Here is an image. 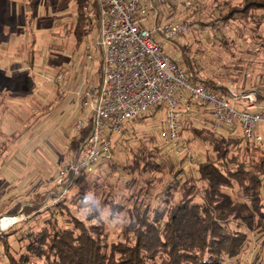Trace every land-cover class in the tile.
I'll return each mask as SVG.
<instances>
[{
	"label": "rangeland",
	"instance_id": "rangeland-1",
	"mask_svg": "<svg viewBox=\"0 0 264 264\" xmlns=\"http://www.w3.org/2000/svg\"><path fill=\"white\" fill-rule=\"evenodd\" d=\"M241 1L169 0L163 6L165 16L162 21H189L193 26L185 35L170 42L165 50L173 54L183 67L186 65L180 57L184 53L202 81H212L215 86L234 82L239 90L257 89L263 100L258 101L264 106V10L256 11V19L248 23L238 20L223 27L217 21L227 13L228 7ZM29 3L31 0H0V218L11 216L10 212L19 206L39 203L42 210H47L46 206L52 204L51 193L57 192L52 182L60 168L72 158L75 153L72 142L79 137L75 131L76 124L74 130L71 126L74 119L69 115L65 118V127L71 132L64 131L61 137L52 134V112H58L63 103L58 92V89L62 91L58 84L59 74L64 75L65 87L76 85V89L83 90L86 84L91 83L92 88L99 84L97 68L100 62L101 68L103 62L95 45L96 29L91 30L86 44L76 45L73 35L77 17L75 0H41L32 35L26 26L30 20ZM86 11L89 12L88 9ZM32 47L36 53L34 70L29 65L28 51ZM26 78L32 83L34 78V83L39 86L37 91L34 84L30 89L21 88ZM74 93V100L78 102L82 98L81 92L76 90ZM66 101L64 96V105ZM183 109L181 106V143L187 146L188 151L178 155V159L170 153L166 134L167 106L163 105L149 111L146 118L127 123V131L114 138L112 162L102 164L99 169L95 165L91 167L86 172L83 189L75 187L65 196L63 201L71 202L74 215L81 211L94 218L90 223L94 229L99 225L104 230L102 236L106 248L117 239L126 237L122 231L123 225L133 218L130 212L154 204L149 193L160 191L164 183L172 179L171 174L180 170L181 160L187 154H191L192 161L184 170L183 180L187 179L190 169L206 160L208 154L218 157L213 143L204 144L194 135V129L201 128L204 120L210 123V114L194 104L190 112L184 113ZM13 134L18 136L16 140ZM149 153L165 169L153 175H141L140 172L131 175L128 168L135 165V156ZM62 157L65 160L61 164ZM223 192L237 203L250 204L237 186L224 188ZM63 201L55 200L48 206L50 212L43 213L42 221L53 213L65 229L71 214L65 209L64 217L60 216L61 208L57 205ZM117 202L122 204L123 211L112 217L111 206ZM22 210L16 215L20 221L0 233V239L9 235L16 259L26 252L27 240L23 236L30 228L23 225L28 217L22 214ZM256 221L260 224L258 229H244L248 239L243 252L236 259H226L225 264H264V218L257 217ZM33 224L34 221L30 223L31 226ZM32 261L45 264L44 260L35 257ZM0 264H9L2 245Z\"/></svg>",
	"mask_w": 264,
	"mask_h": 264
},
{
	"label": "trees",
	"instance_id": "trees-1",
	"mask_svg": "<svg viewBox=\"0 0 264 264\" xmlns=\"http://www.w3.org/2000/svg\"><path fill=\"white\" fill-rule=\"evenodd\" d=\"M40 1L31 0L28 5L29 32L36 19ZM75 3L77 18L73 35L77 47H80L88 42L91 30L99 25L101 6L97 0H75ZM164 9L161 8L159 22L165 16ZM258 10H264V0H242L236 6L228 7L227 13L218 17L217 21L223 27L238 20L248 23L256 19ZM28 52L29 65L34 68L36 53L33 47ZM180 58L185 63L184 68L189 76L197 82L208 83L219 92L212 81L198 79L192 61L184 53ZM98 75L101 79V68ZM32 85L26 78L21 88H32ZM251 90H256L259 100L263 101L260 98L261 92ZM188 104L192 105L193 102L188 101L186 105ZM143 118L146 116L138 119ZM211 121V117L210 123L204 120L201 128L194 129V135L204 144L213 143L218 157L208 154L204 162H200L192 170L189 168L191 172L183 180V175L186 174L184 170L192 161L191 154H187L181 160L180 170L171 174L172 179L165 182L160 191L149 193L154 204L146 205L142 210L137 209L134 213L130 212L133 218H129L128 223L123 225L125 228L122 231L127 238H119L106 248L103 244L105 238L102 236L104 230L99 225H94V229L93 224H90L94 218L81 211L79 215H74L70 201L57 205L61 208L60 216L64 217L65 209L71 214L65 229L53 213L46 221H42L43 213L50 210H42L41 204L19 206L10 214L16 216L23 209L22 214L28 217L23 220V225H29L30 228L22 237L27 240L26 252L16 259L9 235H5L0 239V245L8 263L40 264L32 261V257H35L44 260L45 264H225L226 259L238 258L248 239L244 229H258L260 224L256 218H264V148L248 142L239 124L214 132L210 127ZM126 131L125 127L124 132ZM88 133L89 129L84 130L72 142L75 152L72 157L76 156L80 142L87 138ZM12 136H15V140L18 137L14 134ZM154 158L150 153L146 156L136 155L135 165L127 167L129 173L134 176L137 172L141 175L162 172L165 168L157 164ZM111 162L112 160L99 162L94 167L99 169L102 164ZM86 172L76 180L70 191L75 187L83 189ZM236 186L242 196L250 200V204L237 203L223 192L224 188L232 189ZM121 211L123 206L120 202L111 206L112 217ZM33 213L35 215L32 217ZM32 221L35 224L31 226Z\"/></svg>",
	"mask_w": 264,
	"mask_h": 264
},
{
	"label": "built area",
	"instance_id": "built-area-1",
	"mask_svg": "<svg viewBox=\"0 0 264 264\" xmlns=\"http://www.w3.org/2000/svg\"><path fill=\"white\" fill-rule=\"evenodd\" d=\"M97 1L101 17L95 45L102 51V81L85 94L83 106L89 113L76 123L75 131L80 134L89 129V133L53 181L57 192L51 193V205L63 201L84 172L113 159L114 138L123 134L127 123L163 105L167 106L170 153L176 157L188 151L181 143L180 113L181 106L184 113L192 111L188 101L211 115L214 132L239 124L248 142L264 148V106L256 90H239L231 82L218 84V92L208 83L195 81L165 50L193 26L189 21L159 22L161 8L169 0ZM19 218L2 216L0 233L15 226Z\"/></svg>",
	"mask_w": 264,
	"mask_h": 264
},
{
	"label": "crops",
	"instance_id": "crops-1",
	"mask_svg": "<svg viewBox=\"0 0 264 264\" xmlns=\"http://www.w3.org/2000/svg\"><path fill=\"white\" fill-rule=\"evenodd\" d=\"M39 8H40V6H39ZM39 8H38V11H39ZM36 13H37V16H38V12H36ZM76 15H77V11H76ZM37 16H36V19H37ZM32 28H33V31H32ZM32 28H31V31L29 32L28 27H27L29 35H32V32H34V27L32 26ZM94 29L97 30L96 34L98 36L99 25H96V27ZM97 36L95 38V41L97 40ZM99 52H100V54L102 56V51L100 49H99ZM101 61H102V58H101ZM34 66L35 67L32 68L33 70L36 68V60H35V65ZM99 66H101V62L98 64V68H97L98 70H99ZM97 73H98V71H97ZM59 75L61 76L62 80L60 79L58 84L62 87V91L60 89H58V92H59V94L61 96V101L63 100V103H61L60 107L58 108V112H54V113L52 112V117L50 118V122H51L50 124H51V127H52L53 131H54V132H52V134L61 137L63 135L62 133H65V132H67L69 130V129L66 130V127H65L67 125V122H65V118H67L68 115L71 116L72 119H74L73 124L71 125L73 130H74V125L78 121L80 122V120L85 119L86 115L89 113V110L83 106V102H84L83 100H84V97H85V92L88 91V90H91L90 87L92 86V84L87 82L88 84H86L87 86L83 87L84 88L83 90H81L79 88L76 89V85H75V87L72 86V85L71 86L67 85L65 87L64 86V75H63V73H61ZM91 80H92V78H91ZM91 80H90V82H91ZM32 81H33V84H34L33 88H35V91H37L39 86H38L37 82L34 83V78H33ZM99 82H100V79H99ZM16 87L20 88L18 86H16ZM65 90H66V92H65V95H64V91ZM76 90L81 92L79 94L82 95V98L81 99L79 98L80 100L78 102H77V100H74V98H76L74 96V94H75L74 92ZM64 96L67 99L65 105H64ZM209 116L211 117V115H209ZM211 119H212V117H211ZM68 132L70 133L71 131H68ZM51 145H53V143H51ZM65 156H67V155H65ZM64 160L65 159L62 157L61 164L63 163ZM52 184H53V182H52Z\"/></svg>",
	"mask_w": 264,
	"mask_h": 264
},
{
	"label": "clouds",
	"instance_id": "clouds-1",
	"mask_svg": "<svg viewBox=\"0 0 264 264\" xmlns=\"http://www.w3.org/2000/svg\"><path fill=\"white\" fill-rule=\"evenodd\" d=\"M81 219H83V217L81 216Z\"/></svg>",
	"mask_w": 264,
	"mask_h": 264
}]
</instances>
